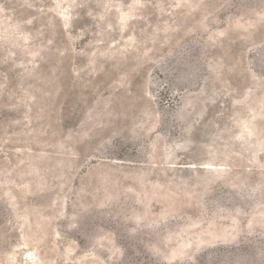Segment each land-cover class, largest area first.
<instances>
[{
	"label": "rangeland",
	"instance_id": "rangeland-1",
	"mask_svg": "<svg viewBox=\"0 0 264 264\" xmlns=\"http://www.w3.org/2000/svg\"><path fill=\"white\" fill-rule=\"evenodd\" d=\"M0 264H264V0H0Z\"/></svg>",
	"mask_w": 264,
	"mask_h": 264
}]
</instances>
